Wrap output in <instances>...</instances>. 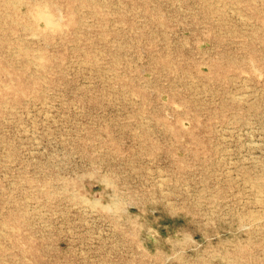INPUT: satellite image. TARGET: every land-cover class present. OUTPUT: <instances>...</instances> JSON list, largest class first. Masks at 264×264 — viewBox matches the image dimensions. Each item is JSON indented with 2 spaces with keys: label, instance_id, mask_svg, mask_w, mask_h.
Segmentation results:
<instances>
[{
  "label": "rangeland",
  "instance_id": "obj_1",
  "mask_svg": "<svg viewBox=\"0 0 264 264\" xmlns=\"http://www.w3.org/2000/svg\"><path fill=\"white\" fill-rule=\"evenodd\" d=\"M0 264H264V0H0Z\"/></svg>",
  "mask_w": 264,
  "mask_h": 264
},
{
  "label": "bare ground",
  "instance_id": "obj_2",
  "mask_svg": "<svg viewBox=\"0 0 264 264\" xmlns=\"http://www.w3.org/2000/svg\"><path fill=\"white\" fill-rule=\"evenodd\" d=\"M47 23V22H46Z\"/></svg>",
  "mask_w": 264,
  "mask_h": 264
}]
</instances>
